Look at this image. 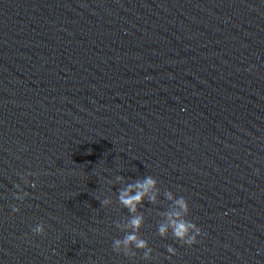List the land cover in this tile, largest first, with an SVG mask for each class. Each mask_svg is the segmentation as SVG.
Here are the masks:
<instances>
[{
    "label": "water",
    "instance_id": "water-1",
    "mask_svg": "<svg viewBox=\"0 0 264 264\" xmlns=\"http://www.w3.org/2000/svg\"><path fill=\"white\" fill-rule=\"evenodd\" d=\"M117 175L157 180L149 261L112 250ZM0 264H264V0H0Z\"/></svg>",
    "mask_w": 264,
    "mask_h": 264
},
{
    "label": "clouds",
    "instance_id": "clouds-1",
    "mask_svg": "<svg viewBox=\"0 0 264 264\" xmlns=\"http://www.w3.org/2000/svg\"><path fill=\"white\" fill-rule=\"evenodd\" d=\"M115 182L121 183L123 186L116 192V201L124 209L127 210L128 216L123 222H117L115 227L121 230L124 235L122 238H115L112 241L113 252L132 257L136 254V250H142V259L149 261L153 259V249L148 242L141 238L139 231L144 225V215L138 211L143 205L145 199L156 204L158 200L159 189L157 180L151 175H145L142 178L135 179L129 182H124V177L121 175L115 176ZM25 183L31 184L25 180ZM110 183H112L110 181ZM19 188V185H16ZM26 192H16L14 197L22 199ZM164 199L168 202L166 210L159 211L158 215L161 219L156 225V235L161 238H166L169 235L175 240L187 246H192L196 243L197 237L201 235L199 226L192 220L188 219L189 204L182 195H174L170 190L164 192ZM112 200L105 197L100 200L103 206H109ZM13 211H18L13 207ZM31 231L37 235L43 234V224H36ZM166 252L175 255L176 249L172 245L166 246Z\"/></svg>",
    "mask_w": 264,
    "mask_h": 264
}]
</instances>
